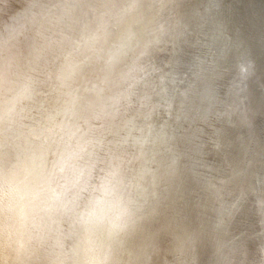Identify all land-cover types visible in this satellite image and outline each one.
<instances>
[{
  "label": "clouds",
  "instance_id": "9594fccd",
  "mask_svg": "<svg viewBox=\"0 0 264 264\" xmlns=\"http://www.w3.org/2000/svg\"><path fill=\"white\" fill-rule=\"evenodd\" d=\"M222 0H0V264H264V67Z\"/></svg>",
  "mask_w": 264,
  "mask_h": 264
},
{
  "label": "bare ground",
  "instance_id": "6f19581e",
  "mask_svg": "<svg viewBox=\"0 0 264 264\" xmlns=\"http://www.w3.org/2000/svg\"><path fill=\"white\" fill-rule=\"evenodd\" d=\"M221 14L228 20L230 30L250 44L257 62L264 67V0H227ZM253 92L264 128V89L253 85Z\"/></svg>",
  "mask_w": 264,
  "mask_h": 264
},
{
  "label": "rangeland",
  "instance_id": "374dc122",
  "mask_svg": "<svg viewBox=\"0 0 264 264\" xmlns=\"http://www.w3.org/2000/svg\"><path fill=\"white\" fill-rule=\"evenodd\" d=\"M226 1L227 0H222V5H221V10L224 9V6L226 5ZM235 2L238 1V0H234ZM240 1H247V0H240Z\"/></svg>",
  "mask_w": 264,
  "mask_h": 264
}]
</instances>
